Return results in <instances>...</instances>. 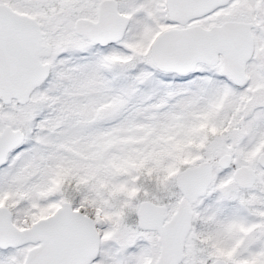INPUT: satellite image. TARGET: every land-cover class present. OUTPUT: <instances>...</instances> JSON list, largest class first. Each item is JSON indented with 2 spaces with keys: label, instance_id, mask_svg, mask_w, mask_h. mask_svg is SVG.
I'll list each match as a JSON object with an SVG mask.
<instances>
[{
  "label": "snow or ice",
  "instance_id": "obj_1",
  "mask_svg": "<svg viewBox=\"0 0 264 264\" xmlns=\"http://www.w3.org/2000/svg\"><path fill=\"white\" fill-rule=\"evenodd\" d=\"M0 264H264V0H0Z\"/></svg>",
  "mask_w": 264,
  "mask_h": 264
}]
</instances>
